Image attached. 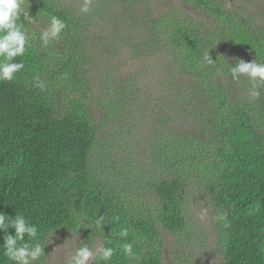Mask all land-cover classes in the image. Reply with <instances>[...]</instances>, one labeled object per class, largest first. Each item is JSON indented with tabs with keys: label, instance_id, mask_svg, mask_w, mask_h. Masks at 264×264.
<instances>
[{
	"label": "trees",
	"instance_id": "trees-1",
	"mask_svg": "<svg viewBox=\"0 0 264 264\" xmlns=\"http://www.w3.org/2000/svg\"><path fill=\"white\" fill-rule=\"evenodd\" d=\"M185 2L204 11L213 22V29L193 20L187 26L178 24L172 34L174 54L179 52L178 60L190 66L180 74L185 78L193 75L197 89L207 84L202 96L191 94L199 97L202 119L212 120L203 128L204 139L192 140L197 147L187 154L192 163L189 167L197 168L201 178L198 187L189 190L200 188L212 196L215 215L227 212V226L216 223L225 264H264V90L258 99H239L232 97L226 86H217L213 78L218 70L227 74L228 62L219 53L222 42L246 52L241 57L246 62H264V25L239 17L220 0ZM31 5L48 18L46 21L58 16L67 24L65 33L72 34L76 22L70 10L58 9L54 0H26V7ZM40 34L22 58L25 68L17 79L0 82V212L11 217L23 214L37 226L46 246L57 234L78 224L84 227L80 231L90 247L97 241L107 246L111 230L128 228L127 242L134 244L136 259L118 250L111 264H164L162 230L179 235L188 223L182 196L186 188L181 179L184 162L168 156L158 161L154 173L165 170L175 175L143 180L147 192H155L157 203L133 196L134 184L119 174L114 173L116 178L105 176L102 163H107L109 170L112 166L104 161L105 152L100 156V126L87 84L74 76L73 61L78 55L72 47L67 60L57 64L52 73L49 56L42 53ZM205 52H210L216 65L204 60ZM77 63L82 64L81 60ZM37 78L44 83V91L35 86ZM69 82L74 87L72 94ZM175 108L177 104L172 110ZM179 140L175 149L178 144L185 149L184 142L190 148L189 137ZM100 216L108 224L104 233L86 227ZM10 234L14 235V230ZM3 236L0 232V264H12L3 255ZM123 242L116 240L113 246Z\"/></svg>",
	"mask_w": 264,
	"mask_h": 264
},
{
	"label": "rangeland",
	"instance_id": "rangeland-1",
	"mask_svg": "<svg viewBox=\"0 0 264 264\" xmlns=\"http://www.w3.org/2000/svg\"><path fill=\"white\" fill-rule=\"evenodd\" d=\"M54 1L58 9L66 8L73 13L76 25H72V34L64 33L58 41L43 46L42 53L49 56L52 73L57 64L67 60L72 47L78 55L77 61H73L77 72L74 76L87 84L90 105L100 126V156L104 157L105 152L104 161L112 166L109 170L105 168L107 163H102V173L109 177L119 174V178L134 184L130 191L133 196L157 203L155 192H147L148 184L143 180L157 181L175 175L174 171L166 173L165 170L154 173L158 161L163 162L168 156L184 162L181 179L186 188L182 196L188 223L179 235L162 230L164 264H225L218 240L220 227L213 219L212 196L200 188L189 190L198 187L196 183L201 178L197 168L189 167L192 163L187 154L197 147L192 140H203V128L212 123L211 119L206 122L202 119L205 116L198 106L199 97L192 94L199 92L202 96L201 91L207 84L197 89L193 75L185 78L180 74L182 70H190V66L184 60L179 61L177 54L180 53L174 54L171 47L176 25L187 26L193 20L203 28L213 29L211 18L185 0H92L87 14L81 11L83 0ZM220 1L226 9L240 14L239 17L264 25V0ZM30 8L36 22L26 27L34 40L47 27L48 18L34 6ZM219 53L232 66L246 55L225 42L219 44ZM79 60L84 66L77 63ZM213 78L217 86H226L232 97L252 99L251 85L246 79L235 82L222 70ZM69 83L72 94L74 87ZM205 92L209 94V90ZM175 104L178 108L172 110ZM179 137L182 140L189 137L190 148L184 142L185 149L180 144L175 149ZM205 207L209 210L208 216L202 220L200 212ZM82 243H89L84 233L77 226L69 228L48 242L46 256L38 264H66L67 258ZM91 245L95 249L102 244L97 241Z\"/></svg>",
	"mask_w": 264,
	"mask_h": 264
},
{
	"label": "clouds",
	"instance_id": "clouds-1",
	"mask_svg": "<svg viewBox=\"0 0 264 264\" xmlns=\"http://www.w3.org/2000/svg\"><path fill=\"white\" fill-rule=\"evenodd\" d=\"M91 3L92 0H83L81 11L85 14L89 13ZM29 8L26 7V0H0V82H14L25 68L22 58L31 47L32 40L26 25L36 22ZM66 28L67 24L58 16H50L47 27L39 36L42 46L47 47L61 39ZM17 58H21L19 62H16ZM204 60L211 65L217 64L211 58L210 52H205ZM227 74L235 82L246 79L251 85L249 96L252 99H258L261 96V91L264 90V62H258L257 59L251 62L238 59L235 66L227 63ZM35 86L41 91L45 90V85L39 78ZM208 211V208H202L200 219L206 218ZM213 219L227 226V212L219 211ZM105 225H108L105 217L100 216L95 219L94 224L89 222L86 227L104 233ZM81 229V225L78 224L77 230ZM10 230H14V235L10 234ZM0 232L4 233L3 255L12 264H38L46 256V245L41 242L39 229L23 214L17 213L11 217L0 212ZM128 237V228H121L118 232L111 230V237H106L107 246L94 249L87 243H82L67 258L66 264H92L93 261H96V264H111L118 250L122 251L126 257L136 259L134 244L127 242ZM116 240L124 242L113 246Z\"/></svg>",
	"mask_w": 264,
	"mask_h": 264
}]
</instances>
